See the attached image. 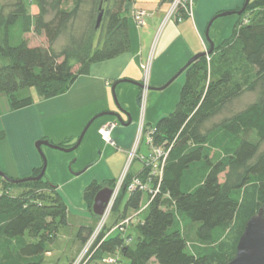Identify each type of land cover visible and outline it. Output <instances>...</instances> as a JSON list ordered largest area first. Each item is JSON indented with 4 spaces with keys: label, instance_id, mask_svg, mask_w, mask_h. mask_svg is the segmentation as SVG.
<instances>
[{
    "label": "trees",
    "instance_id": "obj_1",
    "mask_svg": "<svg viewBox=\"0 0 264 264\" xmlns=\"http://www.w3.org/2000/svg\"><path fill=\"white\" fill-rule=\"evenodd\" d=\"M35 1L32 31L42 35L44 43L33 45L25 36L24 0H13L8 11L0 4V94L12 111L33 104L28 89L36 88L44 99L60 95L93 63L129 48L125 11L133 0H73L70 8L66 0ZM252 11L255 15L248 16ZM244 15L249 19L239 23ZM60 38L63 43L55 47ZM209 56L210 79L206 80V55L190 63L182 72L175 108L148 129L153 131L152 146L166 152L158 192L152 197L138 190L126 192L134 176L145 178L149 170L143 166L137 175L127 172L112 204L111 210L116 209L127 194L118 216L122 220L128 208L140 210L141 196L147 195V215L130 226L136 237L130 232L111 236L113 226L105 230L104 225L89 250L96 264L108 263L97 259L113 251L128 264H226L235 255L245 222L264 209V0H249L232 35L213 44ZM255 88L260 92L256 101L229 110L246 89ZM218 116L222 117L215 120ZM4 137L0 130V140ZM69 141L58 145L72 146L65 144ZM41 168H34L30 176ZM115 183L93 180L86 185L83 197L91 213L95 193ZM156 183L155 178L149 184ZM0 184V264H44L46 236H55L67 214L57 187L45 173L20 183L1 178ZM15 187L21 192L10 193ZM246 188L254 192L255 205L241 216ZM26 231L38 241H27ZM91 234L88 225L77 231L81 242ZM111 259L109 264H117V258Z\"/></svg>",
    "mask_w": 264,
    "mask_h": 264
},
{
    "label": "crops",
    "instance_id": "obj_2",
    "mask_svg": "<svg viewBox=\"0 0 264 264\" xmlns=\"http://www.w3.org/2000/svg\"><path fill=\"white\" fill-rule=\"evenodd\" d=\"M173 1H131L125 11L130 39L127 51L112 59L93 63L87 74L76 77L60 95L46 99L38 96L32 105L19 110H9L8 104L0 108V130L6 134L0 140V171L12 179L29 177L34 168L42 165L44 157L46 178L57 187L67 206V214L69 205L82 197L76 209L90 217L82 190L93 180L107 183L120 178L142 118L144 131L136 156L128 167L129 173L137 175L143 168L138 156H147L150 152L146 132L161 117L173 111L184 75H177L161 90L144 91L143 87L130 82H120L113 96L112 85L118 80L128 79L154 88L162 86L194 54L206 50L207 39L214 45L222 40V31L234 19H216L208 30L207 38L205 30L209 20L220 10L240 7L244 0H193L191 14L182 17L174 12L170 14ZM138 9L145 11L143 25L136 24L132 16ZM167 14V24L154 50L155 32ZM104 112H117L121 121L111 115L97 117L84 132L79 145L70 152L47 145H41V154L36 149L35 142L44 139L58 145L69 138L65 144H75L88 122ZM111 122L116 123L110 134L112 142H105L98 130ZM143 144L146 152L141 151ZM134 163L138 166L133 172L130 169Z\"/></svg>",
    "mask_w": 264,
    "mask_h": 264
},
{
    "label": "rangeland",
    "instance_id": "obj_3",
    "mask_svg": "<svg viewBox=\"0 0 264 264\" xmlns=\"http://www.w3.org/2000/svg\"><path fill=\"white\" fill-rule=\"evenodd\" d=\"M72 1L73 0H66L65 6L67 8H70L72 5ZM12 2H13V0H0V4L3 5L5 8L4 11H8L9 8H11L10 4ZM182 3H183V5H181V4L175 5L174 1H173V3H172L173 9L176 10V12L178 13V15L180 17H182L184 14H185V16H187L188 14H191L192 6H193V4H192L193 0H184V1H182ZM24 4H25L24 9H25V15H26V19H25L26 34H25V36L27 37V39L31 45L42 44V43H44L43 36L35 34L32 31L33 15L37 11L36 1L35 0H24ZM243 4H244V1H243L242 5ZM242 5L238 8L224 9V10H220L216 13V14H218L221 12H230L231 11V12H233L232 14L226 15L223 17H219V18H217V21L226 20L228 18H233L234 22H230L229 23L230 26L222 31V35H223L222 40L219 43L215 44L214 46H218L224 40L228 39L232 35L233 29L236 26V23L238 22L239 15H240V14L238 15L236 12L242 7ZM172 7H171V9H172ZM138 10H141V9H138ZM255 12L256 11H252V13L247 12V15L248 16H252L253 14L255 15ZM174 18H176V17L174 16ZM248 19L249 18L246 15H244L239 23H245ZM167 21H168V14H167V17H165L160 22L159 27L157 28V30L155 32V36H154L153 43H152V49L154 48V50L157 47L158 40L162 35V32H163V30L167 24ZM63 41H64V38L58 39L54 44L55 47H59L63 43ZM207 41H208V45L206 46V50H208L210 48L209 39H207ZM212 58H213V56H209V54H206V57H205V61L207 64L206 74H208L206 77L207 81L210 79L209 71L211 70V66H212L210 63V60ZM183 75H184V73H183ZM174 84H176V83H174ZM258 89L259 88H255V90L246 89L238 99L233 101V103L229 107V110H237V109L243 107L244 105H246L252 101H256L260 95V92ZM28 93H29V95H31L33 97V99L34 98L36 99L39 96L37 94L36 88L28 89ZM112 100H113V103L116 105L113 98H112ZM7 104H8V102H7V98L5 97V95L0 94V108L6 106ZM172 110H173V108H172ZM226 114H227V112L223 113V115H226ZM220 117H222V116L216 117L215 120L220 119ZM4 134H5V132H4ZM145 148L146 147L143 144V146L141 147V151L146 152ZM3 154L4 153L1 152L2 158H4ZM125 164L127 166L126 162L124 163V166H125ZM137 166H138L137 163H134L133 167L130 170L134 172V170ZM155 178H156V180H158L157 176H155ZM155 178H154V180H155ZM9 192L12 194H18L21 192V189L15 187L14 189L9 190ZM82 193H83V190H82ZM78 198H80V199H78ZM78 198H77V200L73 201L74 202L73 204L69 205V212H68V214H66L65 223L60 225V227H58L55 236L52 237L51 234H49V233L47 234V236H46L47 240H45V242H44V247H45V250L49 251V254L44 255V264H96L95 261H93L91 259L90 255L87 253L80 260L78 258H79L80 253L83 251V248L89 242H92L94 244L95 241L98 239V237H99L98 235L100 234V231L97 232L96 229L99 228L98 226H99V224H101L102 220H101V217H97V216L93 215L89 210H88V213H89L90 217H88L82 213H78L79 211L76 209V207L78 205H80L78 203H81L82 197H78ZM126 198H127V194H125L122 197V199L120 200L116 209L111 210V208H112V206H111L109 213L105 217V221H104L105 230H107L111 226L114 227L120 221L118 219V216L124 211ZM146 202H147V195L143 194L141 196V202H140V206H139L140 210L137 211V210L128 208L126 210L127 216H135V214H137L134 217V221L143 220L145 218V216L147 215L148 210H149V208L146 207ZM254 205H255L254 192L252 190H250V188H246L244 193H243L241 204H240V209H239L241 216L247 215L249 212H251ZM81 225H83V226L89 225V226H91V230H92V234L90 235V237L85 242H81L80 239L77 237V231ZM130 226H131V224L126 227L124 234L127 232H130L132 234V237L135 238L136 237V231H134V229ZM117 233H120V232L118 230H116V231L114 230L110 234H111V236H115V235H117ZM24 237L26 238L27 241H31V242L38 241V239H39L38 236L30 235L28 233V231L25 232ZM107 258H114V259L117 258L118 259L117 264H128L127 258H125L123 255L117 253L116 251L103 252L101 254V258L97 259V261H98L97 263H99L101 259L107 260ZM106 264H109V263H106ZM152 264H157V263L153 262Z\"/></svg>",
    "mask_w": 264,
    "mask_h": 264
},
{
    "label": "water",
    "instance_id": "obj_4",
    "mask_svg": "<svg viewBox=\"0 0 264 264\" xmlns=\"http://www.w3.org/2000/svg\"><path fill=\"white\" fill-rule=\"evenodd\" d=\"M248 2H249V0H244V4L236 13L240 14L245 9ZM232 13L233 12L230 11V12H221V13L214 15L209 20V22L206 26V30H205L206 37L208 38V30H209L211 24L217 18L226 16V15H230ZM100 16H101V14L99 15V17ZM99 20H100V18L98 19V21ZM212 47H213V43L210 41V48L208 50H206V51L204 50L202 52L194 54L178 70V72L175 76L170 78L165 84H163L160 87L154 88V87H151L148 85L145 86L141 82H136V81L128 80V79H121V80L116 81L112 85V88H111L112 94L114 96V89H115L116 85L120 82H130V83H132L136 86H139V87H146V89H148V90H150V89H157V90L164 89L167 85H169L175 79V77L177 75L181 74L183 72V70L190 63H192L193 61H195L196 59H198L199 57H201L203 55L209 54L211 52ZM118 109H119V111H122L119 107H118ZM102 115H111V116H114L118 121H121L120 116L117 112H104V113L98 114L97 116H95L93 119H91L88 122V124L85 127V129L83 130V132L79 135L76 143L73 144L72 146L64 147V146H60L57 144H52L49 140L44 139V140H37L35 142V147L40 152V154H41V151H40L41 145H47V146H50L51 148H54V149L62 150L65 152H70V151L74 150L79 145L84 132L86 131L88 126L91 124V122L94 119H96L97 117H100ZM42 161H43L42 168H41L39 174L36 176H29V177L20 178V179H12V178L8 177L4 172L0 171V177L5 179L6 181L12 182V183H20L23 181L37 180V179L42 177V175L44 174V171H45L46 161H45L44 157L42 158ZM112 194H113V188L106 186V185L102 186L95 193L93 200H92V205H91L92 213L95 216L101 217L104 214L105 210L110 206ZM226 264H264V209L263 208H259L258 211L254 215L249 217L248 220L245 222L244 227H243V231H242L241 235L239 236L237 243H236L235 255Z\"/></svg>",
    "mask_w": 264,
    "mask_h": 264
},
{
    "label": "built area",
    "instance_id": "obj_5",
    "mask_svg": "<svg viewBox=\"0 0 264 264\" xmlns=\"http://www.w3.org/2000/svg\"><path fill=\"white\" fill-rule=\"evenodd\" d=\"M182 1L184 0H174V4H180ZM181 5H183V3H181ZM175 13L176 10L172 9L170 10V14L171 13ZM133 19L135 21L136 24L138 25H143L144 24V16H145V11L144 10H135L132 14ZM147 69V68H146ZM145 86H147L144 83ZM146 87H143V90L145 91ZM141 94V97L143 98V93ZM143 100V99H142ZM115 122H111V123H107L105 125H103L101 128H99L98 133L100 135V138L105 141V142H112L111 141V131L115 126ZM144 131V126H143V119L140 118L139 121V125H138V131L136 134V139L134 142V145L132 146V149L129 152V157H128V161H127V166L124 169L122 175L120 176V178L116 181L114 187L113 188V194H112V199H111V203L110 206L105 210L104 214L101 216V224H99V228L96 229L97 232H101V229L104 226V221H105V217L107 216V214L110 211V208L115 200V198L117 197L119 191L121 190L123 184H124V180H125V176L128 172V167L131 163V161L135 158L136 156V152H137V145L140 139V136L142 134V132ZM153 131L147 130V136H148V145L150 146V152L148 153L147 156H138V160H140L143 164L144 167L148 168V173L146 174L145 178H141L138 176H134L132 178V180L126 185L125 189L127 193H131L135 190L138 191H143L148 193L151 197L154 196V194H156L158 192V188H159V181L161 179V173H162V167L165 161V157H166V152L161 149L160 147H154L152 146V140H151V133ZM155 176L158 177L157 183L155 185V187L150 186V182L152 181V179L155 178ZM134 221V216H127L126 218L120 220L108 233L114 231V230H118L121 233H124V231L126 230V227L128 225H132V222ZM96 232V233H97ZM92 242H89L84 248L83 251L80 253L79 255V260L86 254V252L88 250H90L92 244ZM106 262L108 263H113L114 260L111 258H108L106 260Z\"/></svg>",
    "mask_w": 264,
    "mask_h": 264
},
{
    "label": "bare ground",
    "instance_id": "obj_6",
    "mask_svg": "<svg viewBox=\"0 0 264 264\" xmlns=\"http://www.w3.org/2000/svg\"><path fill=\"white\" fill-rule=\"evenodd\" d=\"M182 3V2H181ZM180 3V4H181ZM248 4V3H247ZM239 15V14H238ZM0 191H1V185H0ZM0 194H1V192H0ZM87 254H90V251L88 250L87 252H86ZM86 255V254H85Z\"/></svg>",
    "mask_w": 264,
    "mask_h": 264
}]
</instances>
